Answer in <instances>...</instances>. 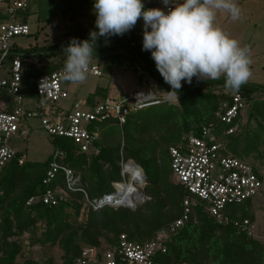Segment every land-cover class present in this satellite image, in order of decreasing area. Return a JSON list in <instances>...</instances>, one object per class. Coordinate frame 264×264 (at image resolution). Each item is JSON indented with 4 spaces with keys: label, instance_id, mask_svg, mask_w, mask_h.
Here are the masks:
<instances>
[{
    "label": "trees",
    "instance_id": "16d2710c",
    "mask_svg": "<svg viewBox=\"0 0 264 264\" xmlns=\"http://www.w3.org/2000/svg\"><path fill=\"white\" fill-rule=\"evenodd\" d=\"M59 1L61 8L54 16L71 14V20H75L78 16L76 13H83L87 9L92 11L83 24L78 22L70 30L68 36L64 37V43L52 44L47 49L32 47L23 51L20 57L23 66L22 92L29 97L34 95L37 77L64 67L66 54L63 49L72 38L84 41L90 38L92 31L98 32L95 26V0ZM145 8L154 6L146 5ZM33 12L31 4L18 20L28 23ZM1 18L5 17L0 15ZM92 45L91 62L102 64L103 76L112 75L116 65L123 60H140L145 70L166 83L156 68L151 52L143 50V29L135 26L123 36L99 37ZM13 51L19 52L15 47ZM164 86L171 89L169 84ZM239 91L247 99L248 105L252 103L248 123L242 125V114L237 121L241 123L243 132L220 135L227 128L221 124L217 135L225 142V154L245 160L253 151L259 153V143L264 144V111L258 103L259 98L264 96V86L246 83ZM175 94L177 104L165 99L161 103L132 111L122 125L115 119L92 123L91 129L99 133L98 154L80 151L71 138L50 135L55 148L46 161L26 160L20 164L15 159L4 166L0 170V264H53L52 259H18L25 247L20 238L39 223L44 224V229L34 242L42 247L58 245L63 250V264H68L79 255L83 246H99L102 238L107 246L116 244L122 233L127 234L130 240L144 242L151 239L159 228L178 218L183 210L185 190L172 181L169 147L177 144L186 133L193 131L198 134L203 124L216 122L217 112L225 102H233V94L225 91L224 77L218 80L193 79L191 84L182 81V88ZM3 96L6 98V90L0 88V99ZM108 96V87L98 85L85 101L95 105ZM255 117L261 119L254 130L258 142L251 139L248 128L250 120ZM114 127L120 128L123 135L117 141H111ZM156 129L161 133L151 135ZM56 151L61 153L58 161L87 182V193L92 199L114 192L113 183H121L123 179V165L136 163L139 173H145L147 177V188L152 196V201L146 206L148 212L110 205L94 209L86 202L83 192L71 193L66 202L57 205L40 202L27 205L31 196L41 195L48 188L44 179ZM165 160L170 163V169ZM253 167L264 181L259 167ZM62 180L60 173L58 181ZM254 198L241 204L251 206ZM233 206L230 205L227 210L231 217L255 221L250 209L238 213ZM110 234L113 237H109ZM157 260L160 264H264V243L261 238L250 237L233 226L217 223L199 206L194 208L183 228L170 238L167 251L160 253Z\"/></svg>",
    "mask_w": 264,
    "mask_h": 264
},
{
    "label": "built area",
    "instance_id": "2783aa9c",
    "mask_svg": "<svg viewBox=\"0 0 264 264\" xmlns=\"http://www.w3.org/2000/svg\"><path fill=\"white\" fill-rule=\"evenodd\" d=\"M159 3L165 11L168 10L162 0ZM31 4L32 0H0V15L5 17L0 19V88L6 90L5 100L0 99V170L15 159L20 164L26 161L12 145V138L28 135L26 121L29 119L39 118L42 127L51 136L73 139L80 151L98 154L99 133L91 129L92 123L115 119L122 125L132 111L161 103L167 98L149 90L123 99L109 95L95 105L78 100L68 108L62 107L59 102L70 95L67 81L62 78L63 68L37 77L34 96L26 98L22 94L23 66L20 58L24 53L14 52L12 41L16 36L32 32L29 22L18 20ZM12 56L14 59L10 60ZM103 74L102 64L90 63L88 75L101 77ZM247 105L241 91L233 94V102H225L217 112L216 122L203 124L198 134L193 131L186 133L177 144L169 147L172 176L185 190L183 210L178 218L159 228L151 239L144 242L130 240L127 234L122 233L112 246H83L79 255L68 264H160L157 256L167 251V242L183 228L194 208L199 206L217 223L233 226L257 238L255 221L233 218L227 210L230 205L241 204L259 195L264 181L252 164L225 154V142L217 135L221 124L227 128L220 135H231L238 131L241 123L237 119ZM60 154L56 151L50 161L44 179L48 188L41 195L31 196L27 205L38 202L57 205L66 202L71 193L83 192L87 203L94 209L104 205L127 207L118 203L124 194L117 188V182L114 192L90 198L87 182L58 161ZM60 173L63 175L62 182L58 181Z\"/></svg>",
    "mask_w": 264,
    "mask_h": 264
},
{
    "label": "rangeland",
    "instance_id": "374dc122",
    "mask_svg": "<svg viewBox=\"0 0 264 264\" xmlns=\"http://www.w3.org/2000/svg\"><path fill=\"white\" fill-rule=\"evenodd\" d=\"M236 2L241 9L240 18L233 20L228 13L219 11L217 12L215 23L231 37L237 39L241 47L247 46L250 49L252 60L250 68L252 74L247 83L264 86V0H236ZM143 3L145 6L148 5L154 6V8L164 9L159 3V0H143ZM60 8L61 3L59 0L54 2H50V0H32V9L34 12L29 17L32 32L29 35H19L14 37L12 41L13 48L15 47L18 51L23 52L32 47H37V49H47L51 48L52 44H57L61 41L64 43V37L68 36L70 30L76 27L78 22L83 24L92 11L87 9L83 13H76L75 15H78L77 18L71 20V14L65 16L58 14L54 16ZM136 26L143 29L142 18L137 22ZM193 79L197 78L194 77ZM98 85L108 87L109 95L116 99L132 96L136 92H146L152 89L154 91H159L156 92L157 94L161 92L162 96L167 97V101L175 104L178 103L176 94L170 95L168 92H171L172 90L165 88L164 85L168 84L160 82L150 73L149 70H145L143 68V62L140 60H123L119 65L117 64L110 76L104 75L96 77L87 75V78L83 82L67 83L70 96L69 98L60 101L59 105L66 108L70 107L71 103H73L74 94H78L80 97L86 96L89 92L94 91ZM22 94L26 98L29 97L23 92ZM8 98L10 99L11 97L8 96ZM2 99L5 100V96H3ZM258 103L263 107L264 111V96L259 98ZM251 108L252 103L247 105L244 109L243 126L248 123ZM257 121H261V119H258L257 117L252 118L248 128L250 129L251 139L258 142L254 131L257 128ZM26 128L29 132L28 135L23 137L14 136L12 138V145L18 151L20 150L23 152V156L27 161H46L55 148L52 137L42 127L39 118L27 120ZM112 130L114 133L111 134V141H117L120 135L121 137L123 136L121 134L122 132H120V128L114 127ZM242 130L243 129L240 127L237 134L243 132ZM160 133L161 130L156 129L152 131L151 135L158 136ZM259 150V153L253 151L249 157L245 158V160L253 165H257L261 173L264 175L263 143H259ZM165 164L168 165L170 169V163L167 160H165ZM124 165L123 171L125 167ZM130 178L131 174L126 173L121 183H130ZM172 181L177 183L173 176ZM115 183L116 182H114L113 185ZM135 184L140 190L143 199L139 204H135V207L127 208L131 211H138L141 209L144 212H148V207L146 206L152 201V196L149 194V189L147 188V177H145L141 183ZM233 208L236 209L238 213L245 209L251 210V213L255 217L256 236L258 238L262 236L261 240L264 243V190L260 196L254 198L251 206L244 203L236 204ZM43 229L44 224L39 223L36 227H33L22 235L20 240L24 243L25 247L23 249V255L18 258L19 261H22L24 258L41 259L43 261L52 259L53 264H63V250L58 245L42 247L40 244L34 242L36 238L40 237ZM109 237L113 236L110 234ZM101 243L103 246L108 245L104 238L101 239Z\"/></svg>",
    "mask_w": 264,
    "mask_h": 264
},
{
    "label": "clouds",
    "instance_id": "9594fccd",
    "mask_svg": "<svg viewBox=\"0 0 264 264\" xmlns=\"http://www.w3.org/2000/svg\"><path fill=\"white\" fill-rule=\"evenodd\" d=\"M162 8H145L143 0H95L97 31L80 41L72 38L64 47L62 78L83 82L90 71L93 45L99 37L123 36L143 19V50L150 51L156 68L178 93L182 81L218 80L224 77L226 92L236 94L251 77V52L216 23L217 12L240 18L236 0H162ZM172 5L171 7H169Z\"/></svg>",
    "mask_w": 264,
    "mask_h": 264
},
{
    "label": "bare ground",
    "instance_id": "6f19581e",
    "mask_svg": "<svg viewBox=\"0 0 264 264\" xmlns=\"http://www.w3.org/2000/svg\"><path fill=\"white\" fill-rule=\"evenodd\" d=\"M131 174L130 183H120L117 188L124 194L118 199L119 204H123L127 207H135V204H139L143 196L135 183H141L145 178V174L139 173V170L134 163H128L124 167V174Z\"/></svg>",
    "mask_w": 264,
    "mask_h": 264
},
{
    "label": "crops",
    "instance_id": "0c3cea01",
    "mask_svg": "<svg viewBox=\"0 0 264 264\" xmlns=\"http://www.w3.org/2000/svg\"><path fill=\"white\" fill-rule=\"evenodd\" d=\"M101 64V63H100ZM119 65V64H118ZM117 66V65H116ZM67 83L69 84V83H71V82H69V81H67L66 82V86H67ZM68 89V88H67ZM69 91V90H68ZM150 91H152V92H159V91H154V90H150ZM93 92V91H92ZM91 92H89L86 96H83V97H80L78 94H74V98H73V103L75 102V101H83V100H85V98L90 94ZM160 95H162L161 94V92L159 93ZM70 96V95H69ZM129 97V96H128ZM123 98H126V97H122V98H120V99H123ZM71 105H72V103H71ZM70 105V106H71ZM19 152L21 153V155L23 156L24 154H23V152L22 151H20L19 150ZM26 159V158H25ZM258 238V237H257ZM259 238H262V236L261 237H259Z\"/></svg>",
    "mask_w": 264,
    "mask_h": 264
},
{
    "label": "water",
    "instance_id": "95a60500",
    "mask_svg": "<svg viewBox=\"0 0 264 264\" xmlns=\"http://www.w3.org/2000/svg\"><path fill=\"white\" fill-rule=\"evenodd\" d=\"M130 161H132V160H130ZM134 164H136V163H134ZM137 165V164H136ZM124 177V176H123ZM146 177V176H145Z\"/></svg>",
    "mask_w": 264,
    "mask_h": 264
}]
</instances>
